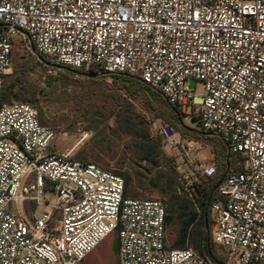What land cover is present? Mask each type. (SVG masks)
Segmentation results:
<instances>
[{"label":"built area","instance_id":"obj_1","mask_svg":"<svg viewBox=\"0 0 264 264\" xmlns=\"http://www.w3.org/2000/svg\"><path fill=\"white\" fill-rule=\"evenodd\" d=\"M17 39L83 74L138 76L196 114L238 159L210 206L212 242L228 264H264V0H0V92ZM55 139L36 107L0 108V264H79L112 233L118 264H211L170 247L164 202L126 197L122 176Z\"/></svg>","mask_w":264,"mask_h":264},{"label":"rangeland","instance_id":"obj_2","mask_svg":"<svg viewBox=\"0 0 264 264\" xmlns=\"http://www.w3.org/2000/svg\"><path fill=\"white\" fill-rule=\"evenodd\" d=\"M48 82H51L49 87ZM11 84L20 92L35 93L36 104L33 106L38 109L41 122L56 133L54 147L58 152L70 154L75 159L88 156L90 162L100 167L119 174H130L133 181L128 189L129 197L166 203L168 195L162 197L158 192L147 193L137 188L140 182L136 178L140 174L141 180L142 176L147 180L154 179L163 172L159 183L167 189V177L169 171H173L171 174L182 191L185 180L178 167L181 170L186 168L195 187H198V196H204L207 184L200 166L208 163L216 167V158L212 142L206 135L196 133L199 127L192 119L184 120L182 115V127L186 130L191 128L193 134L172 129L142 98H130L125 91H121L122 98L118 99L110 77H88L52 68L35 56L31 47L24 46L20 39L15 43L13 67L5 78L4 90ZM197 88L201 94L200 83ZM154 105L160 107L161 103L155 100ZM188 141L197 142V146L186 155L184 147ZM148 145L160 147V165L163 160H168V167L152 164L154 157L151 161L145 158L144 150ZM140 146L146 147L140 151ZM169 167L172 170L167 169ZM180 230L181 223L177 220L167 225L169 244L177 241ZM188 245L198 253L192 239ZM214 252L219 255V248L214 246ZM79 264H118L116 234L107 236Z\"/></svg>","mask_w":264,"mask_h":264},{"label":"trees","instance_id":"obj_3","mask_svg":"<svg viewBox=\"0 0 264 264\" xmlns=\"http://www.w3.org/2000/svg\"><path fill=\"white\" fill-rule=\"evenodd\" d=\"M38 58L41 59L44 63L49 64L52 68L63 69L73 74L84 75L83 72L74 70L69 67L61 66L60 68H58L54 63H52L48 58L44 56H39ZM101 76H108L112 79L116 87L115 95L118 99L122 98L120 94L121 91H125L130 98H142L151 107H153L154 110L157 111L159 117L164 122L169 124L172 129L178 130L183 134H193L191 128H188L186 130L182 127V114L177 111L159 92L143 82L140 77L126 73L103 75L92 74L91 77L99 78ZM35 97V93L20 92V90H16L14 84H11L7 88V90H4L3 88V90L0 92V108L4 104L13 102H22L33 106V104H36ZM155 100L161 103L160 107H156L154 105ZM192 120L195 121V123L199 127V131L196 130V133L206 135V137L212 142L213 154L216 158V174L212 177H204L206 178L207 184V190L205 191L204 196H198L196 190L198 189L197 186L194 189L192 197H190L189 194L184 190L180 191L179 187H177L175 177L173 176V174H171V172L173 171H169L170 174L167 177L169 185H167V189L166 186H163L159 183L160 178L163 177V172H160L162 173V175H157L154 179L149 180H147L145 176H142L143 178L141 180L140 174H138L136 179L140 182V184L136 187L141 188L147 193L158 192L162 195V197L168 195V200L166 201V203H164L167 210L166 223L169 226L172 225L176 220L181 223L179 237L174 244H169L170 247L185 248L189 246V240L192 239V242L198 249L199 255L206 261L210 262L211 264H228V261L224 256L217 255L214 252L215 245L212 242L211 235L210 206L216 199L217 191H214V188L216 187L217 183L225 176L238 171V159L229 150L227 145L221 140L220 137L214 134H210L209 132H205L201 128L200 119L196 114H193ZM144 147L146 146H140V151L144 150ZM146 148L147 149L144 150L146 151V153L144 154L145 158L147 157V159L151 161V158L154 157V161L152 160V164L168 167V160H163L162 164L160 165L159 157L161 151L158 145H148ZM75 160L92 163L90 162L88 156H84L83 158ZM167 169L172 170L171 167ZM114 173L122 176L125 179V196L131 198L128 196V189L133 181L132 176L130 174H119L117 172ZM143 180H147V182L143 183ZM191 206L192 208H190ZM193 206L196 207L197 213L195 212V208L193 209Z\"/></svg>","mask_w":264,"mask_h":264},{"label":"water","instance_id":"obj_4","mask_svg":"<svg viewBox=\"0 0 264 264\" xmlns=\"http://www.w3.org/2000/svg\"><path fill=\"white\" fill-rule=\"evenodd\" d=\"M56 67L60 68L61 66L56 65ZM84 76H92V74H84ZM56 80H52V82H55ZM51 84V82H48L47 87H49V85ZM212 134V133H210ZM223 181V178L217 183L216 187L214 188V191L218 188V186L221 184V182ZM224 264V263H221Z\"/></svg>","mask_w":264,"mask_h":264}]
</instances>
